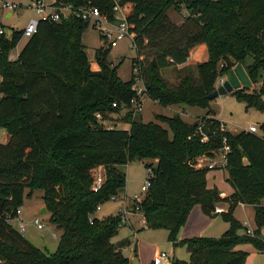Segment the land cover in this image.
<instances>
[{
    "label": "trees",
    "instance_id": "obj_1",
    "mask_svg": "<svg viewBox=\"0 0 264 264\" xmlns=\"http://www.w3.org/2000/svg\"><path fill=\"white\" fill-rule=\"evenodd\" d=\"M64 1L73 7L93 4L108 14L112 3ZM118 1L127 5L125 20L135 51L131 66H137L147 98L160 105L209 107L216 78L240 63L252 86L231 94L247 106L263 108V87L255 84L264 80V0ZM180 7L185 14L175 23L167 10ZM86 25L73 16L38 20L11 60L7 54L19 31L0 39V127L7 133L0 143V264H127L120 248L128 238L111 239L121 225L119 213L94 215L90 222L86 215L122 190L120 166L132 160H145L151 174L140 200L130 201V210L139 212L146 227L165 229L171 246L183 245L187 251L185 260L168 256L165 264H244L248 252L236 248L242 243L264 252V121L258 132L234 133L208 116L211 109L191 122L178 113L155 114L166 127L141 121L128 109L130 76H117L116 64L106 59L107 48L95 47L97 68H89L80 42ZM199 43L205 44L207 57L193 65L195 74L183 69L175 84L167 82L159 69L182 63ZM121 107L127 109V127L104 126L106 115ZM201 121L205 140L196 130ZM223 137L232 191L220 196L206 184L209 168H195L190 161L201 153L213 155ZM97 164L103 167V180L91 190L89 169ZM32 189L40 190L47 220L60 230L49 252L5 222ZM221 202L227 205L220 215L228 227L219 236L176 239L193 204L212 216ZM237 203L254 208L252 234L232 214Z\"/></svg>",
    "mask_w": 264,
    "mask_h": 264
},
{
    "label": "rangeland",
    "instance_id": "obj_2",
    "mask_svg": "<svg viewBox=\"0 0 264 264\" xmlns=\"http://www.w3.org/2000/svg\"><path fill=\"white\" fill-rule=\"evenodd\" d=\"M16 1L21 2L22 4L16 9L12 10L11 15L8 18L4 17L2 22L7 24L8 26H12L14 29H19L25 24L30 11L24 5L27 0ZM167 14L173 22L177 23L185 14V10L181 7L179 11L168 8ZM24 40L25 39L19 40L17 45L9 50L7 58L9 57L10 60L13 59L15 51H17L21 47ZM80 42L83 45L90 69L95 70L97 68V65L93 59V51L95 47L101 45L102 47L107 48L106 59H108L111 64H116L117 76L122 80H126L129 78L132 73L131 58L135 55V51L130 43L129 36L125 35L120 40H118L114 46L106 47L105 42L99 37L98 30L88 23L80 32ZM183 69L192 73L194 72L193 64H189L179 68H176L175 66H167L165 68L159 69V72L167 82H169L170 84H175L178 80V77L184 72ZM262 73L264 75V71H262ZM262 81H264L263 78L255 84V88H259L260 86L263 87V92L261 95V98L263 100L262 109H257L254 106H247L245 102L238 101L231 93H227L225 95H219L211 98L209 107H200L195 105H188L185 103L160 105L145 96L140 103L139 109H137V111L135 112H137L136 114L139 116L141 121L151 120L159 123L163 127H166L164 122H161L154 118L155 114L171 116L174 113H178L183 120L191 122L194 118H196V116L204 115L208 109H211L220 119L225 122V127L230 132H238L242 129H245L251 123H254L257 126L258 132L260 123L264 121V82L262 84ZM215 87L216 85L214 86V88ZM126 110V108L121 107L118 111L108 113L106 115V118L102 121L103 125L107 127L114 126L122 128V126H125L126 124L125 122H123V115ZM218 121L221 122V120L219 119ZM6 138L7 133L3 128L0 127V143H3ZM144 161L145 160H132L120 166L124 173L123 188L125 190V194H128V196L133 193H138L139 184L146 174V169L143 166ZM226 177L227 174L224 168L215 167L214 169H209L206 172L207 186L211 187L214 181V184H216L218 188L226 189L227 191L231 189L232 191V187L226 180ZM26 191L27 189L24 188V194ZM40 194L41 193L39 189H32L29 195H24L22 197L21 204L19 205V215L21 216L22 222L25 225L24 230L20 233L24 238H26L36 247L49 252L54 249L60 230L54 227V225H52L47 220V211L35 214V211L39 209L42 203ZM103 204V206H105H102L103 209L101 211L103 212L112 211L117 207V204H115V202L111 200H107ZM122 208H124L125 211L121 212ZM129 210L130 201L121 204V206L117 209L119 215H122L124 219L121 224L126 223L125 221ZM23 212H26L27 215L25 216ZM34 216L38 217L39 221L42 223V228L37 229L33 225H31V219ZM11 223L13 226H16L15 221H12ZM158 230L162 232V229ZM126 232L127 228L121 227L117 230L115 237L125 235ZM138 232H141V230H139ZM144 232L145 233H143L142 236H147V234L151 236L158 231H150L148 229ZM140 235L141 234H139L137 237H140ZM113 239L114 237L112 238V240ZM146 239L150 241L151 238L147 237ZM236 248L248 252V255L245 259L246 264H264V252L256 251L252 244L242 243L236 245ZM122 253L124 255H127L128 251L125 250ZM175 255V257L178 259H186V256H184V254H182L180 251H177Z\"/></svg>",
    "mask_w": 264,
    "mask_h": 264
},
{
    "label": "built area",
    "instance_id": "obj_3",
    "mask_svg": "<svg viewBox=\"0 0 264 264\" xmlns=\"http://www.w3.org/2000/svg\"><path fill=\"white\" fill-rule=\"evenodd\" d=\"M22 3L16 0H0V39L2 37H7L13 31H19V35L15 41L14 46L17 45L18 41L21 39L27 38L34 30L36 29V25L38 20H59L60 18H65L67 16H73L84 20L87 24L89 23L91 26H94L98 32L101 40L105 42L106 47L114 46L118 40L122 37L129 36L130 43L132 42V36L128 32L127 23L125 20V9L127 8L126 4H120L118 0H112L110 6L109 14L106 12H100L97 6L93 4H83L80 6L73 7L70 2L64 0H27L24 5L29 9L30 14L23 25V27L19 29H14L12 26H8L3 23L2 20L8 18L11 15L12 10L19 7ZM132 45V43H131ZM13 46V47H14ZM12 47V48H13ZM11 48V49H12ZM10 49V50H11ZM18 51V50H17ZM17 51H15L14 56ZM9 58V57H8ZM225 77V74L222 76H218L215 81V85L220 84ZM131 79V89L133 91V95L129 100L128 109L132 112L137 111L139 109L140 103L143 98L146 96L145 87L142 82V79L138 73V69L136 65L132 66V73L130 75ZM203 123H199L196 126V130L201 134V140L207 139V135L202 132L201 125ZM220 128H223V123L220 122ZM257 126L254 123L249 124L245 130L251 132H257ZM228 144L225 142V138H222V146L214 151V154H219L221 163H225V153L228 150ZM213 154V155H214ZM213 155H208L206 153H201L192 158L191 165L195 168H214L219 165V161L216 160ZM146 169V174L143 177L142 181L138 187V193H133L129 196L130 201H138L140 200L143 192L149 184L148 177L151 172L149 168ZM90 175V189L96 190L102 180H103V167L100 164L92 166L89 169ZM115 198V196L111 195L110 199ZM99 205H95L94 212H90L86 215V219L90 222L94 216L96 210H98ZM136 209V207H133ZM125 211L122 208L121 212ZM214 212H222L225 211L221 206H214ZM121 222L124 221L122 215H120ZM15 221L16 228L19 232L24 230V223L22 222L21 216L19 215V207H17L14 211V214L11 216L5 217V222L10 223ZM31 223L35 228H42V223L39 221L37 216H34L31 219ZM247 233L252 234V230L247 228ZM168 256L164 251H158L153 254L151 257V264H165Z\"/></svg>",
    "mask_w": 264,
    "mask_h": 264
},
{
    "label": "crops",
    "instance_id": "obj_4",
    "mask_svg": "<svg viewBox=\"0 0 264 264\" xmlns=\"http://www.w3.org/2000/svg\"><path fill=\"white\" fill-rule=\"evenodd\" d=\"M206 57H207L206 46L204 43H199L194 45L189 50L186 59L182 63L176 64L175 67L179 68L189 64L194 65L196 62L205 60ZM190 73L195 74V72L193 73L190 72ZM152 101L155 102L154 100ZM201 116L203 115H198L196 117H201ZM208 116H212L221 120V122L223 123V127L227 129L225 127V122L222 119H220L212 110L208 114ZM126 124L125 126H122V128H126L127 127ZM213 157L219 161V165L215 167L224 168V164L221 163L220 155L216 153L213 155ZM214 168H209V169H214ZM206 182H207V178H206ZM211 186H215L219 190L220 196L227 195L231 192V189L227 191L226 189L218 188L217 185L214 184V181ZM109 200L115 202V204H117V207L112 211L103 212L101 210L105 206H103L104 204L102 203L99 205L98 210H96V212L94 213L95 216L102 217L107 214L116 213L118 212L117 209L121 206V204L130 201L128 194H125L124 188H122V190L115 195V198ZM216 206L223 207L225 211L227 209V205L225 202L218 203V205ZM42 207L44 206L41 203V206L37 211H35V214L46 211V210L41 211ZM23 214L25 216L27 215L26 212H23ZM232 214L240 223H242L247 228L251 230L254 228V221H253L254 208L251 204L237 203V205H235L232 211ZM125 222L126 223L121 224L119 228L121 227L127 228L126 234L121 235L119 237H115L116 235L115 234L112 236V238L114 237L112 241H116L124 237L128 238V243L120 248L121 252L125 250L128 251L127 255H125L127 257V264H149L151 262L150 260L153 254L157 253L158 251H164L166 253V256H170V257L171 256L175 257L176 252L180 251L187 258V251L185 250L183 245L171 246V243L168 240H166V230L162 228L151 229L146 227L145 224L143 223V219L141 215L136 210H129ZM31 225L33 224L31 223ZM227 227H228V222L221 218L220 212H215L214 215L210 216L202 211L199 204H193L188 210L183 224L177 230L176 239L179 240L181 238L190 237V236H218ZM148 229L150 231H158V232H156L151 236H149V234H147V236H142L143 233H145L144 231ZM158 229H162V232ZM139 230H141V232H138ZM139 234H141L140 237H137ZM261 234L262 237L264 238L263 229L261 230ZM147 237L151 238L150 241L146 239ZM244 264H246V260Z\"/></svg>",
    "mask_w": 264,
    "mask_h": 264
},
{
    "label": "water",
    "instance_id": "obj_5",
    "mask_svg": "<svg viewBox=\"0 0 264 264\" xmlns=\"http://www.w3.org/2000/svg\"><path fill=\"white\" fill-rule=\"evenodd\" d=\"M251 86L252 82L245 69L240 63H236L226 70L223 81L208 94V97L214 98L219 95L231 93L236 88H250ZM44 210L45 208L42 207L41 211Z\"/></svg>",
    "mask_w": 264,
    "mask_h": 264
}]
</instances>
